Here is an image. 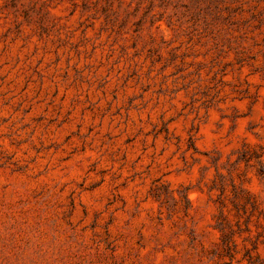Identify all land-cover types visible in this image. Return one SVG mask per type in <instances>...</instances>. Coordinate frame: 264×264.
Masks as SVG:
<instances>
[{
  "label": "rangeland",
  "instance_id": "1",
  "mask_svg": "<svg viewBox=\"0 0 264 264\" xmlns=\"http://www.w3.org/2000/svg\"><path fill=\"white\" fill-rule=\"evenodd\" d=\"M0 264H264V0H0Z\"/></svg>",
  "mask_w": 264,
  "mask_h": 264
}]
</instances>
